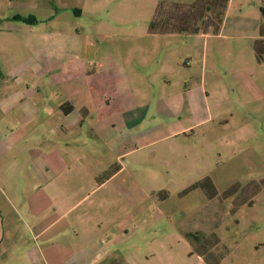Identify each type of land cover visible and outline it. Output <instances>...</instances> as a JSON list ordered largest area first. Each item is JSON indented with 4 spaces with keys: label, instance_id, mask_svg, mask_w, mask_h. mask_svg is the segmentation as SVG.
Instances as JSON below:
<instances>
[{
    "label": "crops",
    "instance_id": "0c3cea01",
    "mask_svg": "<svg viewBox=\"0 0 264 264\" xmlns=\"http://www.w3.org/2000/svg\"><path fill=\"white\" fill-rule=\"evenodd\" d=\"M13 1L0 0L6 9ZM16 1L26 10L44 1L52 6L50 0ZM253 1L258 8L244 13L243 4L228 0L217 34L157 35L219 37L220 52L231 60L236 46L229 39L241 36L247 13L257 28L252 49L259 37L264 0ZM233 10L238 14L230 20ZM14 15L35 17L0 15V264H12V246L17 264H107L114 258L136 264L124 243L132 247L138 222L157 215L155 201L147 202L153 191L138 178L141 169L142 176L155 174L157 156L144 150L159 145L168 148L169 160L175 153L186 157L189 149L182 146L202 122L203 75L186 54L198 44L129 47L100 42L98 33L76 26L58 27L55 14L41 19L46 27L37 19L12 21ZM204 46L195 61H204ZM17 156L20 167L12 170ZM116 164L119 169L97 180ZM14 176H20L18 187ZM13 206L22 211L7 223L2 208ZM18 222L32 234L21 247V226H12Z\"/></svg>",
    "mask_w": 264,
    "mask_h": 264
},
{
    "label": "rangeland",
    "instance_id": "374dc122",
    "mask_svg": "<svg viewBox=\"0 0 264 264\" xmlns=\"http://www.w3.org/2000/svg\"><path fill=\"white\" fill-rule=\"evenodd\" d=\"M161 1L164 4L160 13H169L173 12L169 7L171 2L188 4L194 0H55V5L60 7L57 13L49 1L44 4L39 1V9L26 10L16 6L19 1L14 0L7 9L5 2H0V15L32 13L37 24L46 27L47 22L41 19L55 14L53 24L58 27L76 26L90 35L98 33L100 42L129 47L152 43L198 44L186 54L190 55L189 63L203 75L205 90L200 98L199 114L202 122L193 133L189 132L187 144L182 146L189 149L185 150L186 157L175 153L169 160L170 151L159 145L144 150L157 156L155 174L142 176L141 169L138 177L153 191L147 202L155 201L152 205L157 215L145 223L138 222L133 235L137 237L131 239L132 247L129 240L124 243L125 251L132 250L136 264H208L196 253L198 249L205 251L211 262L221 257L219 264H264V62L257 63L252 49L253 38L257 36L254 16L247 13L240 19L244 21L241 29L246 33L242 31L241 36L229 39L236 47L231 60H227L218 45L224 39L219 37H165L149 33V23ZM237 1L239 6L243 4L244 13L251 7L258 8L253 0ZM237 14L233 10L228 18L236 19ZM215 16L211 13L206 19L211 24L210 30L217 21ZM203 44L206 57L203 62H197L195 54H199ZM243 70H246L244 75ZM19 164L17 156L12 160V170L20 167ZM165 164L172 166L162 167ZM19 179L20 176L13 177L16 187L20 185ZM203 179L213 185L212 197L206 194V185L189 188ZM3 198L4 194L0 193L2 205ZM2 209L3 213L7 211L4 214L7 223L22 211L14 206ZM13 225L18 229L21 226L17 233L21 242L17 246L32 239L29 230L19 222ZM188 231L201 235L203 242L191 244L184 235ZM11 240L14 242L15 238ZM15 249L12 246V264H17Z\"/></svg>",
    "mask_w": 264,
    "mask_h": 264
},
{
    "label": "trees",
    "instance_id": "16d2710c",
    "mask_svg": "<svg viewBox=\"0 0 264 264\" xmlns=\"http://www.w3.org/2000/svg\"><path fill=\"white\" fill-rule=\"evenodd\" d=\"M50 3L54 7V10L57 11L56 5H54L53 0H50ZM228 0H194L188 4H181L178 2H171L169 7L172 8L173 12L169 13H160L159 9L164 4L163 1L159 2L156 5L154 14L149 23L148 31L153 34H174V33H185V34H195V33H213L217 34L220 26L222 24L223 18L225 16V9L227 6ZM260 12L262 16V23L259 27V37L253 42V50L255 54L256 61L261 63L264 61V5L260 6ZM214 13L217 19L216 23L213 25V28L210 30L211 24L207 23L208 14ZM13 21H19L26 24H34L37 22L36 18L32 15L22 16L14 15L10 18ZM119 169V165L116 164L111 166L106 172L97 177L98 181H102L107 178L111 173ZM203 179L202 182H197L191 185L189 188H194L197 186L206 185V194L212 197L213 185L208 180ZM256 190H258V185L255 184ZM189 188L183 190L185 192ZM186 239H188L191 244L193 242L202 243V236L196 232L188 231L184 233ZM217 241V240H216ZM196 253L200 255L208 264H219L221 257L216 261L211 262L207 253L205 251L196 250ZM107 264H126L123 260L118 258L111 259Z\"/></svg>",
    "mask_w": 264,
    "mask_h": 264
}]
</instances>
